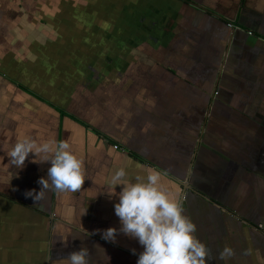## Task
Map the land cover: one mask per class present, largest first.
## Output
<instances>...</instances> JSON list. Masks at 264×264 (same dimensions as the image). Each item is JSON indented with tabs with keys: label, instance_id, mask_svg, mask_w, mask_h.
I'll return each mask as SVG.
<instances>
[{
	"label": "crops",
	"instance_id": "obj_1",
	"mask_svg": "<svg viewBox=\"0 0 264 264\" xmlns=\"http://www.w3.org/2000/svg\"><path fill=\"white\" fill-rule=\"evenodd\" d=\"M25 136L67 140L81 189L26 198L51 164L9 163ZM151 171L208 264H264V0H0V264L84 246L90 264H137V239L102 232L121 226L116 184Z\"/></svg>",
	"mask_w": 264,
	"mask_h": 264
},
{
	"label": "clouds",
	"instance_id": "obj_2",
	"mask_svg": "<svg viewBox=\"0 0 264 264\" xmlns=\"http://www.w3.org/2000/svg\"><path fill=\"white\" fill-rule=\"evenodd\" d=\"M30 153L34 155L32 163L50 162L51 167L47 170V178L41 177L37 181L41 185L40 191H26V198L40 202L48 191H78L87 180L84 161L72 151L67 140L38 143L36 139L25 136L9 151V163L23 169ZM126 175L123 168L119 169L113 182L122 181ZM117 185L123 186L118 193L119 202L114 205L121 226L119 230L115 227L103 230V239L115 243L118 231L137 239L144 249L139 254L137 264H208L212 259L211 249L195 235V223L184 215L182 200L161 183V173L151 171L146 178L137 175L135 182L125 181ZM98 232L101 230H85L88 236ZM132 251L135 252V249ZM233 256L235 250L228 246L219 253L221 260ZM64 259L66 264H90L91 253L84 246L68 253Z\"/></svg>",
	"mask_w": 264,
	"mask_h": 264
},
{
	"label": "built area",
	"instance_id": "obj_3",
	"mask_svg": "<svg viewBox=\"0 0 264 264\" xmlns=\"http://www.w3.org/2000/svg\"><path fill=\"white\" fill-rule=\"evenodd\" d=\"M230 25H233V23H230ZM115 147H118V146L116 145ZM263 229H264V227H263Z\"/></svg>",
	"mask_w": 264,
	"mask_h": 264
},
{
	"label": "trees",
	"instance_id": "obj_4",
	"mask_svg": "<svg viewBox=\"0 0 264 264\" xmlns=\"http://www.w3.org/2000/svg\"><path fill=\"white\" fill-rule=\"evenodd\" d=\"M230 23H232V22H230Z\"/></svg>",
	"mask_w": 264,
	"mask_h": 264
}]
</instances>
